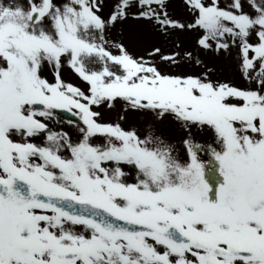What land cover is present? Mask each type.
<instances>
[{
    "label": "snow or ice",
    "instance_id": "obj_1",
    "mask_svg": "<svg viewBox=\"0 0 264 264\" xmlns=\"http://www.w3.org/2000/svg\"><path fill=\"white\" fill-rule=\"evenodd\" d=\"M105 6L0 0V264H264V0Z\"/></svg>",
    "mask_w": 264,
    "mask_h": 264
},
{
    "label": "rangeland",
    "instance_id": "obj_2",
    "mask_svg": "<svg viewBox=\"0 0 264 264\" xmlns=\"http://www.w3.org/2000/svg\"><path fill=\"white\" fill-rule=\"evenodd\" d=\"M111 3H112V0H105V5H106L105 6V13L108 11V6H110ZM169 11L176 16L184 17L185 16V10L182 6V0H169ZM119 27L120 26H118V28ZM134 27H136V22H134V21L125 22V24L123 25L125 37H127L130 34V32L133 30ZM113 35H118L116 30L113 31ZM194 37H195V33L183 34V39L185 40V46L186 47H189V48L195 47ZM146 42L147 43H157L164 48L169 47V45L164 43L162 38H160L158 35L151 33V32H149L147 34ZM130 50L139 51L140 49L137 48V49H130ZM200 55L210 65L215 64L219 67L220 65L225 63L223 54H221L220 57H217L211 52L204 53L203 51H201ZM63 75L66 79H70L75 83H79V81L76 79V77L67 68H65L63 70ZM225 75H227V73H225ZM234 82L235 83H242V81H240L239 79H236ZM99 110L103 111V109H99ZM105 115L106 116L112 115V113H105ZM129 123H134L137 126H139L140 119L138 116L130 114ZM161 131L165 135H170L173 138L179 137V133L177 132V130L174 128V126H172L170 124L165 123L164 125H162ZM193 134L196 135L198 139H199V136L201 135V133H199L196 129H193Z\"/></svg>",
    "mask_w": 264,
    "mask_h": 264
}]
</instances>
